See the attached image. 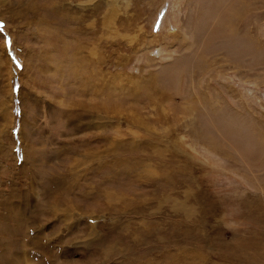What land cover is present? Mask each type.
I'll return each instance as SVG.
<instances>
[{"label":"rangeland","instance_id":"rangeland-1","mask_svg":"<svg viewBox=\"0 0 264 264\" xmlns=\"http://www.w3.org/2000/svg\"><path fill=\"white\" fill-rule=\"evenodd\" d=\"M0 264H264V0H0Z\"/></svg>","mask_w":264,"mask_h":264}]
</instances>
